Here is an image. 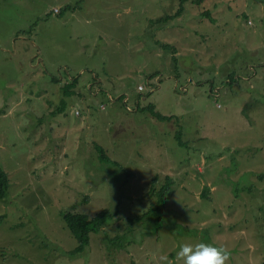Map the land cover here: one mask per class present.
<instances>
[{
    "label": "rangeland",
    "instance_id": "1",
    "mask_svg": "<svg viewBox=\"0 0 264 264\" xmlns=\"http://www.w3.org/2000/svg\"><path fill=\"white\" fill-rule=\"evenodd\" d=\"M180 1L0 0V264H183L199 242L264 264V0L158 22ZM169 181L159 231L132 224ZM105 209L75 254L63 214Z\"/></svg>",
    "mask_w": 264,
    "mask_h": 264
},
{
    "label": "trees",
    "instance_id": "2",
    "mask_svg": "<svg viewBox=\"0 0 264 264\" xmlns=\"http://www.w3.org/2000/svg\"><path fill=\"white\" fill-rule=\"evenodd\" d=\"M207 0H181L180 1V8L178 10V12L174 15V16H168L166 18H162L160 19L158 22L160 21H169L178 17H181L183 15V13L185 12L186 8V4L192 2L198 6H202ZM72 10V7H67L65 8L66 11L68 10ZM63 9V11H59L56 10L55 13L56 14H62V12L65 11ZM204 15L208 16L210 18V20L214 23V19L210 17L209 13H204ZM164 48H167V46H165ZM79 84V79H74V81H72L71 83H68L64 89V93L66 98L69 97V99L74 97V88L77 87V85ZM67 109V101L66 99H62L60 105L58 106V109L53 113L54 116L59 115V114H63L65 113ZM152 115L158 119L159 121H169L172 120L171 118L169 119L168 117H165L163 115H160L158 113H156L153 109H150ZM180 144L184 145V143L181 142V133L178 132L177 135ZM96 149L100 154V158L103 162L106 163H113L116 166H119L118 163L116 162H112L110 160V158L106 155L105 151L103 150V148H101L100 146L96 145ZM126 173L127 176V181H129V179L132 176V173L130 171H127V169H123ZM170 181L164 185V187H162V189L160 191H155L154 194L157 196V202L156 205H153L147 212H145L144 214L138 216L136 219L131 220V223H140V222H146L149 223L148 221L152 220V218L150 216H152L153 218L156 219L158 222L160 223V225L156 228V231L158 232L159 229L162 227V218L163 216H161V213L163 212V208L165 207L166 203L169 200V194H170ZM156 184V178H154L153 180V185L152 188H154ZM9 188H10V180L8 177V174L0 169V201H3L9 192ZM116 214V213H115ZM63 220L66 224V226L70 229V231L72 232L73 236L76 238L77 242H78V247L74 250V253H81L85 250V248L89 245L90 243V235L92 233H99L102 231V229L104 227L107 226V224L114 218V214L112 211L105 209L102 210L101 212L97 213L95 216L90 217L87 214L84 213H76V212H68V213H64L63 214ZM2 217H0V221H1Z\"/></svg>",
    "mask_w": 264,
    "mask_h": 264
},
{
    "label": "clouds",
    "instance_id": "3",
    "mask_svg": "<svg viewBox=\"0 0 264 264\" xmlns=\"http://www.w3.org/2000/svg\"><path fill=\"white\" fill-rule=\"evenodd\" d=\"M140 89L143 90L141 86ZM176 256L183 264H226L229 252L222 246L199 242L182 244Z\"/></svg>",
    "mask_w": 264,
    "mask_h": 264
}]
</instances>
